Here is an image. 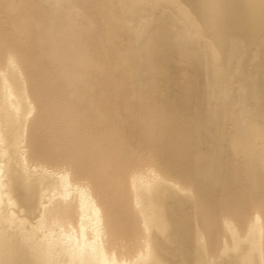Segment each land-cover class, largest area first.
<instances>
[{"label":"bare ground","instance_id":"6f19581e","mask_svg":"<svg viewBox=\"0 0 264 264\" xmlns=\"http://www.w3.org/2000/svg\"><path fill=\"white\" fill-rule=\"evenodd\" d=\"M0 264H264V0H0Z\"/></svg>","mask_w":264,"mask_h":264},{"label":"water","instance_id":"95a60500","mask_svg":"<svg viewBox=\"0 0 264 264\" xmlns=\"http://www.w3.org/2000/svg\"><path fill=\"white\" fill-rule=\"evenodd\" d=\"M157 101H158V99H157Z\"/></svg>","mask_w":264,"mask_h":264},{"label":"rangeland","instance_id":"374dc122","mask_svg":"<svg viewBox=\"0 0 264 264\" xmlns=\"http://www.w3.org/2000/svg\"><path fill=\"white\" fill-rule=\"evenodd\" d=\"M192 87V86H191Z\"/></svg>","mask_w":264,"mask_h":264}]
</instances>
